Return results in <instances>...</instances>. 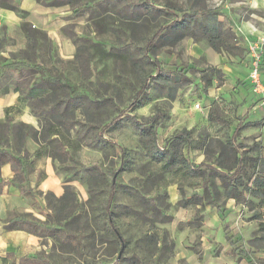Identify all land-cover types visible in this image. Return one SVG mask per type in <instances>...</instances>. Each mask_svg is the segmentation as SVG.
Here are the masks:
<instances>
[{
    "label": "rangeland",
    "instance_id": "374dc122",
    "mask_svg": "<svg viewBox=\"0 0 264 264\" xmlns=\"http://www.w3.org/2000/svg\"><path fill=\"white\" fill-rule=\"evenodd\" d=\"M40 1L69 8L60 33L72 51L38 36L36 51L12 53L44 62L42 91L29 102L33 128L43 156H58L65 174L60 195L36 192L45 201L36 208L39 220L50 224L55 216L58 230L27 256L45 253L51 264H113L120 253L118 264H189L188 257L222 264L225 256L230 264H264V101L253 93L247 45L263 40L264 88V0ZM0 4L9 9L16 0ZM245 22L257 30L251 39ZM161 27L167 29L149 45ZM12 42L1 38L0 52ZM145 81L146 95L130 109ZM152 119L159 124L155 141L135 124ZM184 129L191 134L170 140ZM231 146L243 161L241 187L210 169L227 173ZM68 179L71 195L60 201ZM207 210L218 219L211 233ZM224 225L244 259L230 254Z\"/></svg>",
    "mask_w": 264,
    "mask_h": 264
},
{
    "label": "crops",
    "instance_id": "0c3cea01",
    "mask_svg": "<svg viewBox=\"0 0 264 264\" xmlns=\"http://www.w3.org/2000/svg\"><path fill=\"white\" fill-rule=\"evenodd\" d=\"M16 6L21 12L26 13L23 21L28 22L33 29L43 31L51 46L64 47L68 51H72L68 40L64 39L60 33V29L65 23L64 19L70 13L67 6H44L36 0H16ZM253 18L256 17L253 16ZM22 24V20L14 11L4 8L0 4V39L5 38L8 41H13L12 44L4 45L0 52L2 66L13 65L18 67L16 63L22 61L12 55L14 49L22 50L27 45V38L22 31ZM243 29L247 39L253 38L257 31L250 22L243 23ZM35 65L43 66V61L37 57ZM14 72L6 68L0 71V122L10 127V131L7 133L4 130H0V143L6 141L2 146L10 147L11 149L15 147L16 143L13 129L11 130L12 126L19 124L37 126L36 119L31 112L30 103L28 99L24 98L23 92L27 91L31 95L39 93V87H33V83L40 75L34 74L30 77L28 86L23 88L17 80L18 73ZM256 107L258 106L256 105ZM22 145L23 151L29 154V160L33 162L32 171L29 175L31 193L28 196L21 195L18 187L12 183L13 173L11 167L8 164L2 165L0 168V183L4 182V184L0 186V264H2V259L7 258V255L12 256L15 260L13 264H19L20 257L35 253L41 243L40 238L28 235L23 231H5L3 222L6 218L17 212L20 214L29 213L38 220L41 219V215H39L36 208L42 209L45 206V201L43 198L40 199L36 192L43 195L46 193L60 195L61 186L65 180L64 172L58 169V165L54 160L43 155L34 157L39 152V145L32 137L27 135L22 141ZM171 190L176 197L175 188L171 187ZM32 194L37 204L28 202ZM43 211L47 213L45 210ZM206 217L209 219V223L207 220L204 222L206 225L205 230L211 233L212 230L217 229L218 219L210 210L206 211ZM217 243L226 251V247L221 240L217 241ZM185 261L189 262V264H200L194 257H188ZM222 264H230L226 256Z\"/></svg>",
    "mask_w": 264,
    "mask_h": 264
},
{
    "label": "trees",
    "instance_id": "16d2710c",
    "mask_svg": "<svg viewBox=\"0 0 264 264\" xmlns=\"http://www.w3.org/2000/svg\"><path fill=\"white\" fill-rule=\"evenodd\" d=\"M39 3H41L40 0H36ZM60 1L62 3H68V1L65 2V0H57ZM146 1V0H145ZM42 5H44L43 3H41ZM65 4V5H66ZM51 5H55L54 3L48 4V5H44V6H51ZM8 8L12 11H14L16 14L20 15L22 18L26 17V13L25 12H21L19 10V8H17L16 5H9ZM169 27V26H167ZM167 27H161L159 28L157 31L154 32L153 36L151 37V39L149 40V45H153L161 36L162 32L164 30L167 29ZM22 31L24 32L26 38H27V45L26 47H29L31 50L36 51V48L38 46V44L36 43L35 39L38 36H43L46 37L45 33L43 31L40 30H36L33 29L31 27V25L28 22L23 21L22 24ZM37 57H34V59H32V61L29 60H22L18 64V67H14L13 65L10 66H0V71L4 70L5 68L8 70H12L17 72V80L19 82V84L24 87V83L30 81V77H32L34 74H40L39 78H37V80L33 83V87H39V92L42 91V88L40 87V83H44L45 79H43V74L45 73V69H44V65L43 66H36L35 65V59ZM44 64V62H43ZM14 72V73H15ZM55 81V80H54ZM149 88V83L147 81H145L144 83H142L140 85V88L137 90L138 92L135 94L132 103L130 104V109H136L140 103V101L143 99V97L146 95L147 93V89ZM33 90V89H32ZM23 96L24 98L28 99V101L30 102V99L34 98V97H38L39 98V93L35 94V95H31L30 93H28L27 91L23 92ZM120 117V116H119ZM118 117V119H119ZM134 120V119H133ZM117 120L115 119L112 123H115ZM155 120L152 119L149 122L145 123V124H140L137 122V120H135V124L136 126H138L140 129L142 128V130L144 131H148L151 132V135L153 137V140L155 141L156 138V128L159 126V124H155L153 126V122ZM145 125H150V129L149 130H145ZM106 128L109 127V125L105 126ZM13 129V133L16 137V143H15V147L14 148H10V147H3L2 145H4L6 143V141H3L2 143H0V168L2 167V165L8 164L11 167V171L13 173V179H12V183L18 187L20 194L24 195V196H28L31 193V189L29 188V175L32 171V161L29 160L30 156L28 153H26L25 151H23L22 147V141L26 138L27 135H29L30 137L33 138V140L39 145V152H37L34 157H39L41 155H43V151H42V145L44 144L43 140H40L37 134V131L30 125H24V124H19L16 126H12L11 130ZM0 130L3 131L5 133H7L8 131H10V127L5 124V123H1L0 122ZM31 131H33V133H31ZM175 134L170 138V140L174 139V138H180L182 135L184 136V134L186 136H189L191 133L188 130H180L177 132H174ZM56 135V134H55ZM52 135V136H55ZM169 140V142H170ZM57 141V140H56ZM10 149V150H9ZM229 150V149H228ZM227 150V152H228ZM231 153V160L233 161V164L231 167L229 168H224L226 170V172L228 173L229 171L233 170L232 174L227 175V173H223L218 169H212L213 171H215L220 177L222 178H230V180L232 181V184L234 187H241V180H240V173H241V168L243 165V161L242 160H236V156L238 154L237 152V148L235 146H231V150H229ZM49 158H51L52 160H58V162L61 164V159L58 156H47ZM29 160V161H28ZM264 163V162H263ZM202 166V164L200 165ZM197 167V170L200 168ZM189 168L191 170H196L195 167L193 165H189ZM222 169V168H221ZM61 171H64V169H61ZM260 173L263 174L264 176V167L260 170ZM74 181L73 179H68L66 181V184L64 186V191H63V195L61 197H59L60 201H63L65 199H67L68 196L71 195V189H72V184L71 182ZM4 182L0 183V186L3 185ZM114 184L111 185L110 187V194L107 198L106 201V205H105V211L108 215V217H111L112 213H111V203L114 199ZM39 195L41 193H38ZM42 195V194H41ZM212 208H215L214 204H211ZM222 218V221H224V218ZM109 224L111 226L112 229V233L113 235L116 237L120 247H123L125 241L122 238V236L119 234L118 229L114 226L113 221H111L110 219L108 220ZM50 224H47L45 221L41 222L40 220H38L37 218H35L32 214H20L17 212H14L13 216H9L6 218V220L3 222V224H5L4 226V230L5 231H14V230H19V231H23L26 234H30L32 236L38 237L40 239L46 238V237H51L52 236V232H55L58 230V228L56 229V225H57V220L55 216H52L50 218L49 221ZM55 227V228H54ZM264 231V228H263ZM223 232L225 233V240L228 243V245L231 247V251L230 254H232L233 256H237L240 259H244L245 255H247L246 252L242 251V252H238L237 248L235 247V242L233 241V239L231 238V236L228 235L227 233V226L224 225L223 227ZM63 235V234H62ZM65 237V239H67V241H69V239H74L75 236H69L67 234L63 235ZM238 253V254H236ZM8 258H12V256L7 255V258H4L1 260L2 264H7V259ZM120 261L119 259H116V261L113 264H118ZM15 262V260L13 259V262L11 264H13ZM19 264H51L47 255H45V253H39L37 254L34 258H29L28 256H23L19 258Z\"/></svg>",
    "mask_w": 264,
    "mask_h": 264
},
{
    "label": "built area",
    "instance_id": "2783aa9c",
    "mask_svg": "<svg viewBox=\"0 0 264 264\" xmlns=\"http://www.w3.org/2000/svg\"><path fill=\"white\" fill-rule=\"evenodd\" d=\"M247 45L250 57L252 59L249 79L253 88V93L264 101V88L260 84V49L263 46V40L259 38L254 41H249Z\"/></svg>",
    "mask_w": 264,
    "mask_h": 264
},
{
    "label": "water",
    "instance_id": "95a60500",
    "mask_svg": "<svg viewBox=\"0 0 264 264\" xmlns=\"http://www.w3.org/2000/svg\"><path fill=\"white\" fill-rule=\"evenodd\" d=\"M120 256H121V253L118 255V259L120 258Z\"/></svg>",
    "mask_w": 264,
    "mask_h": 264
}]
</instances>
